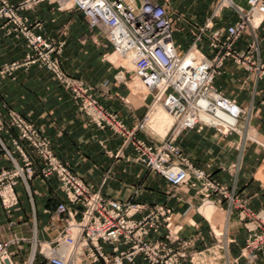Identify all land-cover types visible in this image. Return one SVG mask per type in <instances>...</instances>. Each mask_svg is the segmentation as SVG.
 <instances>
[{"label":"crops","instance_id":"1","mask_svg":"<svg viewBox=\"0 0 264 264\" xmlns=\"http://www.w3.org/2000/svg\"><path fill=\"white\" fill-rule=\"evenodd\" d=\"M153 1L166 5L174 29L173 41L181 54L190 49L201 29L209 26L200 44L202 53L209 57H213V52L208 37L213 34L225 37L228 28L241 19L239 9L249 10L247 0H230V4L222 0ZM178 14L182 15V25L173 19ZM20 15L31 23L40 22L45 37L64 43L59 60L67 77L90 89L98 104L116 114L135 138L150 141L135 127L148 112L151 98L146 97L142 106L128 102L127 86L133 73L107 60L112 48L100 32L87 29L79 11L60 12L45 3ZM234 49L249 55L252 62L264 63V20L248 28ZM26 52L23 40L7 35L4 21L0 20V116L7 119V112L15 111L32 123L53 154L91 190H99L121 202L169 207L174 214L173 224L180 229L179 238L189 244L186 254L193 261L188 258L187 264H196V254H206L211 259L212 254L221 253L220 248H224L225 264H264V252L243 254L250 237L260 232L257 217L264 213V78L259 79L254 70H247L238 61L226 60L215 86L243 109L239 126L229 135L203 127L184 131L177 138L176 143L189 162L236 197L234 202L218 197L206 201L189 186L173 187L157 173L135 163L131 148H124V138L109 127L100 129L92 124L78 110L72 93L49 72L35 66L3 72L4 66L21 62ZM2 136L8 143L9 136L17 135L8 129ZM118 152L120 155L115 156ZM34 159L36 175L30 181L32 202L19 186L18 206L7 213L0 205V241L14 237L30 239L33 218L37 239L45 241L51 233L50 224L57 222L55 210L64 195L54 177L39 176L41 164L39 158ZM2 165L8 164L0 154ZM165 235L162 228L158 237ZM20 245V250L11 248L18 263L24 262L29 254V244ZM221 257L214 256V260Z\"/></svg>","mask_w":264,"mask_h":264},{"label":"built area","instance_id":"2","mask_svg":"<svg viewBox=\"0 0 264 264\" xmlns=\"http://www.w3.org/2000/svg\"><path fill=\"white\" fill-rule=\"evenodd\" d=\"M230 0H222V3ZM249 10L228 28L227 35L213 34L208 45L213 57L202 53L200 44L209 26L201 29L190 49L180 54L173 41V24L165 4L153 0H0V20L7 35L22 39L26 55L21 62L4 66L9 73L19 68L35 66L51 74L72 93L78 110L97 128L109 127L124 138V148H131L135 163L160 175L168 184L180 188L189 186L204 200L218 197L234 202L235 195L203 170L195 168L177 145V138L187 130L211 127L223 135L236 130L229 124L223 132L203 116L214 117L219 112L235 119L244 114L238 104L227 98L215 86L224 62L232 59L264 77V63L252 62L249 55L235 51L236 41L254 27L258 16L264 20V0H247ZM50 4L60 12L77 10L88 30L98 31L113 52L117 50L132 63L135 78L148 89L151 106L160 104L173 118V125L158 144L137 139L128 132L118 116L104 110L90 94V89L67 77L59 57L64 46L45 37L40 22H29L20 15L40 4ZM231 2H229L230 4ZM149 108V110H150ZM148 110V111H149ZM148 112L136 131H142ZM16 132L8 143L3 133ZM0 154L7 166H0V205L9 213L18 206L17 187L22 186L30 202V181L36 175L34 156L39 158L41 178L54 177L64 200L57 206V222L49 226V237L37 239V224L33 218L31 238L14 237L0 241V264H187V242L179 238L180 229L173 224V212L166 206H146L121 202L91 190L60 161L50 149L41 131L15 111L0 116ZM118 152L115 156H119ZM259 233L250 237L243 254L264 252V213L257 217ZM166 235L159 238L161 229ZM45 231H47L45 229ZM29 244L26 260L18 263L20 244Z\"/></svg>","mask_w":264,"mask_h":264},{"label":"rangeland","instance_id":"3","mask_svg":"<svg viewBox=\"0 0 264 264\" xmlns=\"http://www.w3.org/2000/svg\"><path fill=\"white\" fill-rule=\"evenodd\" d=\"M226 1H228V0H226ZM65 12H67V11H65ZM181 18H182L181 14L174 15V17H173V19L176 20L177 23L182 25L183 21L181 20ZM260 22H261V18L256 16L255 20L253 21L254 25H259ZM113 53H114L113 50L111 52H109V54L106 56L107 60L109 62H111L114 66H118L116 64V60H119V59L116 56V54L114 56H112ZM182 54H184V53H182ZM127 63L129 64V62H125V65H127ZM119 66H120V68L122 70L129 71L130 73L132 72L133 66L130 67V68L128 66L125 68L123 65H119ZM133 76H134V74H133ZM133 76H132V78H133ZM139 84L141 85L140 88H138ZM127 88L129 89V92H130V95L128 97V102L131 103L134 106H137V105L138 106H142V105H144L145 98L146 97L150 98V96H147L148 92H149L148 89L145 88V86L139 80L137 81L136 78L133 81H131V80L128 81ZM135 93H138V96L141 95L142 99L141 98L139 99L138 96L135 97V95H134ZM148 113H149L148 114V120L145 122V124L143 126V130L140 131V132H142V134H145L147 136V138L150 140V141H147V142L158 144L161 140H163L166 137L169 129L172 127L173 118L169 115L167 110L165 108H163V106L160 105V104H154L150 108ZM232 124L236 125V129H237V126H239L238 125L239 123L237 124V122H234ZM212 125L216 126L219 129H221L223 132H228L229 131V127H230L228 124H225V123H215V122H213ZM225 217H226V221L224 223V228H225V224L227 222V216L225 215ZM207 219L209 220L210 224L214 228V223H212V221L208 217H207ZM224 228H223V231H224ZM219 250H221V253L220 254L216 253V255L212 254L211 259L208 256H206V254L205 255L196 254L194 262L196 264H225L226 261L223 259V257H224V254H223L224 251L223 250H224V248H220ZM214 256H216V258L222 256L221 257L222 259L221 260L218 259V261H215L214 260Z\"/></svg>","mask_w":264,"mask_h":264},{"label":"bare ground","instance_id":"4","mask_svg":"<svg viewBox=\"0 0 264 264\" xmlns=\"http://www.w3.org/2000/svg\"><path fill=\"white\" fill-rule=\"evenodd\" d=\"M232 2V1H231ZM116 54V56L118 57L119 60H116V64L119 66V65H123L125 68L128 66L129 68L132 67V63L130 62V59L129 58H126V57H123L122 54L117 50L116 52H114L112 54V56H114ZM125 62H129V64L127 63V65H125ZM123 78L122 75H120V79ZM137 79V78H136ZM139 79H137L138 81ZM140 81V80H139ZM141 82V81H140ZM140 84L138 85V88H140ZM146 88V87H145ZM135 97L138 96V93H135L134 94ZM138 98L142 99V96L139 95ZM220 113V114H219ZM216 116L214 117H208V116H203V120H206L207 122L209 123H225V124H232L234 122H236L235 119H232L229 115L223 113V112H219ZM228 121V122H227ZM227 122V123H226Z\"/></svg>","mask_w":264,"mask_h":264}]
</instances>
